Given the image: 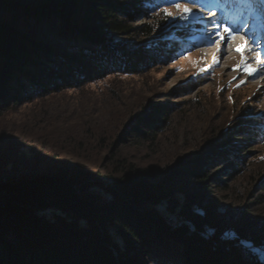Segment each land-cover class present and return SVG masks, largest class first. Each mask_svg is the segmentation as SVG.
Masks as SVG:
<instances>
[{
    "label": "trees",
    "instance_id": "1",
    "mask_svg": "<svg viewBox=\"0 0 264 264\" xmlns=\"http://www.w3.org/2000/svg\"><path fill=\"white\" fill-rule=\"evenodd\" d=\"M176 2L199 4L0 0V264H264V218L254 209L264 206V183L237 210L221 195L249 169L236 135L264 140L262 119L161 168L152 155L124 151L150 152L177 105L114 111L106 130L81 97L70 113L55 104L191 52L197 19L136 24Z\"/></svg>",
    "mask_w": 264,
    "mask_h": 264
},
{
    "label": "rangeland",
    "instance_id": "2",
    "mask_svg": "<svg viewBox=\"0 0 264 264\" xmlns=\"http://www.w3.org/2000/svg\"><path fill=\"white\" fill-rule=\"evenodd\" d=\"M212 1L198 0L197 6L186 3L185 5L191 7L195 13L194 17L186 21L174 20L166 17L164 12L161 14L160 11H154L149 18H142L136 23L156 24L166 21L193 24L196 19L199 25L206 22L205 27L195 30L196 33L191 38L195 45L191 52L180 54L175 51L172 57L163 58L157 66L149 70L143 69L140 75L114 74L101 82L89 85L83 93L68 91L64 93L67 101L59 100L55 103L56 106L59 105L70 113L71 106L81 97L82 107L89 108L95 115V121L107 130L108 126L111 127L110 121L114 111L119 115L127 109L146 108L157 102L177 105L169 116L164 133L150 152L146 149L124 151L138 159L144 155H152V160L159 163L161 168H171L189 154L205 153L203 148L206 143L213 138L217 139L226 130L238 126L241 122L247 121L255 125V122L262 119L261 125L264 127V78L259 74L248 76L239 71H232L243 60L236 49L244 44L241 38L244 36V29L247 30L246 36L252 38L248 40V46L253 50L245 53L249 63L253 67H264V64L256 63L255 55L257 51L264 50V6L257 0H241L236 4V0H221L220 6H212ZM167 8L173 16L181 15L175 7ZM200 8L204 11H199ZM256 9H259V12H256ZM209 11H215L217 16H209ZM212 20L222 22L231 29L234 27L233 30L239 34L235 41H225L228 46L225 49L222 45L220 52H217L216 47L212 45V39L209 38L210 33L216 31L210 23ZM251 25H255V28ZM252 40L256 41L255 45ZM213 55L220 60L215 66ZM210 67L211 71L201 72V69ZM118 97L121 99L119 104L112 100ZM30 109L31 105L12 113L9 117L12 120L10 124H18ZM4 126L0 123V129ZM235 142L237 153L240 159H243L242 163L248 164L249 169L231 184L229 192L221 195L226 197L227 204L237 210L245 204L253 203L258 193L256 188L264 183V140L251 138L246 132H241L236 135ZM23 152L31 157L29 150L24 149ZM24 175H28L25 170L9 173L5 179L18 180ZM254 209L259 217L264 218V206L259 208L256 205Z\"/></svg>",
    "mask_w": 264,
    "mask_h": 264
},
{
    "label": "snow or ice",
    "instance_id": "3",
    "mask_svg": "<svg viewBox=\"0 0 264 264\" xmlns=\"http://www.w3.org/2000/svg\"><path fill=\"white\" fill-rule=\"evenodd\" d=\"M190 2H191V0H190ZM173 7H175V9L177 11H180L181 15L179 17L173 16V13L171 11H169V9L167 7H165V8H162V11L164 12L166 17H170L174 20L175 19H181V20L186 21V20L194 17V15H195L193 9L191 7L186 6L184 3L176 2L173 5ZM199 11L203 12L204 9L200 8ZM209 16L215 17V16H217V13L215 11H209ZM210 23L213 24L216 31L214 33H210L209 38L212 39V43L216 47L217 52L221 51L222 45L224 46L225 49L227 48L228 45L225 43V41L231 42V41H235L237 39L238 34L235 32V30L229 28L226 24H224L222 22L215 21V20L210 21ZM243 31H244V36H242L241 38L244 40V44L241 47H238L236 49L238 54H240L243 57V60H242V63L240 65H238L237 67L233 68L232 71H239V72H242L243 74L248 75V76H253V75L259 74L260 77L264 78V67H259V68L253 67L249 63L247 56L245 55V53L251 52L253 49H252V47L248 46V40H250L252 38L246 36V32H247L246 29H244ZM225 34H227V36H225ZM213 37H217L218 39H213ZM255 43H256V41L252 40V44L255 45ZM255 55H256V63L257 64H264V50L257 51L255 53ZM185 58L191 59V57H185ZM219 63H220L219 58L216 55H213V66H215ZM180 70L183 71V69H180ZM204 71H211V67L207 68V69H201V72H204ZM241 83H243V81H241ZM237 87H239V85H237ZM221 91H223V89H221Z\"/></svg>",
    "mask_w": 264,
    "mask_h": 264
},
{
    "label": "bare ground",
    "instance_id": "4",
    "mask_svg": "<svg viewBox=\"0 0 264 264\" xmlns=\"http://www.w3.org/2000/svg\"><path fill=\"white\" fill-rule=\"evenodd\" d=\"M234 27H232V29H233ZM237 33V32H236ZM238 34V33H237ZM239 36V34L237 35V37Z\"/></svg>",
    "mask_w": 264,
    "mask_h": 264
}]
</instances>
